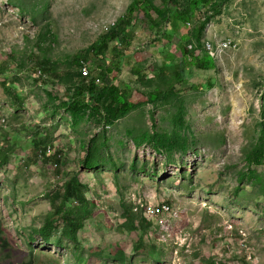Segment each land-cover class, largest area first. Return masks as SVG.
<instances>
[{"label": "rangeland", "instance_id": "1", "mask_svg": "<svg viewBox=\"0 0 264 264\" xmlns=\"http://www.w3.org/2000/svg\"><path fill=\"white\" fill-rule=\"evenodd\" d=\"M131 1L0 0V264H264V149L251 151L264 145V0L224 1L199 44L224 37L238 48L213 46L214 68L187 67L173 90L158 84L156 101L146 96L156 85L132 67L170 76L162 63L180 59L177 38L193 26L156 41L136 11L114 80L133 107L106 124L90 106L67 108L77 82L65 72ZM85 56L96 76L104 61ZM40 62L62 78L38 75ZM46 144L55 154L40 157ZM73 173L93 214L76 240L58 220L44 241L36 229L53 212L49 194ZM139 203L157 225L127 229L124 208L138 214Z\"/></svg>", "mask_w": 264, "mask_h": 264}, {"label": "trees", "instance_id": "2", "mask_svg": "<svg viewBox=\"0 0 264 264\" xmlns=\"http://www.w3.org/2000/svg\"><path fill=\"white\" fill-rule=\"evenodd\" d=\"M155 1L132 0L126 12L117 18L113 27L102 32L90 44L86 54L92 55L95 60L104 61L102 64H95L98 68L96 76H91V66L85 61L86 54L80 53L74 56V64L78 65V71L68 69L65 72L66 78L77 82L70 101L66 103L69 110L79 111L84 106H90L94 117H99L106 124H111L133 107V102L129 100L130 89L128 85L122 87L115 84L114 80L120 72V61L124 56V49L129 47L132 42L130 26L136 11H140L142 21H145L150 29L157 32L156 41H160L162 38H171L173 32L180 31L182 25L188 26V23H192L193 26L190 33H185L177 38L180 46V59L173 63L174 55L168 54L162 63L163 69L172 70L170 76L166 77L164 71L159 69L153 78L146 79L145 71L138 69L137 64L132 67V74L135 75L136 79L146 84L154 83L156 85L154 89L146 93L150 101H156L163 92L158 89V84L163 83L166 85V90H173L175 83L185 82L184 73L187 67L194 66L202 70L215 67V61L209 55L206 53L196 54L197 47L190 50L187 49L186 45L188 40L194 38L198 46H201L199 41L206 23L212 16L219 13L221 4L226 0H184V2L160 0V5L156 4ZM204 42L205 40L202 41V43ZM111 43H115V45L111 46ZM108 59L110 61H107ZM84 63H87L89 67L88 76H83L84 74L81 73V69L85 66ZM38 67L40 68L38 70L40 71L39 75H44L41 73L44 71L52 73L57 78H62L46 63L40 62ZM208 84L211 86L210 82ZM263 146L255 144L251 149L252 153L257 155L258 151L264 149ZM84 188L83 183L73 173L64 182L62 189L54 190L49 194V200L54 206L53 212L36 229L37 234L44 241H49L58 220L62 221L64 231L69 238L76 240V233L83 228L84 221L93 214L94 203L86 198ZM124 212L126 220L124 225L127 229L146 230L150 226V222L126 206ZM135 221H138L137 225H135ZM141 247H143V243L138 240L134 249L138 250Z\"/></svg>", "mask_w": 264, "mask_h": 264}, {"label": "built area", "instance_id": "3", "mask_svg": "<svg viewBox=\"0 0 264 264\" xmlns=\"http://www.w3.org/2000/svg\"><path fill=\"white\" fill-rule=\"evenodd\" d=\"M189 25V23H188ZM218 44H227V45H232L235 47V49L238 48V45L235 44L232 40H226L224 37H219L215 39H210L207 42L202 43L201 48L196 49V54H202L206 53L209 55L214 61H217L219 58L222 56L219 53H213V46L218 45ZM187 49H194V44L193 43H188L186 45ZM81 73H84L85 75H88L89 73V67L88 65H85L84 68L81 69ZM43 151H39L38 155H42ZM170 205L166 202L165 206H159L158 207V213H169L170 211ZM134 211H137L140 213L142 217H144L147 221H153L155 222V225H157L158 220H155V214H151V209H135Z\"/></svg>", "mask_w": 264, "mask_h": 264}, {"label": "clouds", "instance_id": "4", "mask_svg": "<svg viewBox=\"0 0 264 264\" xmlns=\"http://www.w3.org/2000/svg\"><path fill=\"white\" fill-rule=\"evenodd\" d=\"M187 25H188V24H187ZM215 62H216V61H215ZM37 73H38V72H37ZM38 75H39V74H38ZM83 76H84V75H83ZM85 76H88V75H85ZM48 145L50 146V144L42 145L40 149L46 150V147H47ZM50 147H51V146H50ZM40 149H39V150H40ZM39 150H38V151H39ZM52 150H53L52 153H49V154H43V155L45 156V155H53V154H55L54 149H52ZM43 155H42V156H43ZM57 157H60V154H59V153L57 154ZM136 212H137V211H136ZM138 214H140V213L138 212ZM140 216H141V215H140ZM141 217H142V216H141ZM142 218H144V217H142ZM144 219H145V218H144ZM148 222H150V225L152 224L151 221H148ZM40 238H41V237H40ZM41 239H42V238H41ZM42 240H43V239H42ZM32 261H33V257L30 258L29 262H28V263H25V264H29V263H31Z\"/></svg>", "mask_w": 264, "mask_h": 264}, {"label": "bare ground", "instance_id": "5", "mask_svg": "<svg viewBox=\"0 0 264 264\" xmlns=\"http://www.w3.org/2000/svg\"><path fill=\"white\" fill-rule=\"evenodd\" d=\"M205 42H207L206 40H205ZM85 65L87 64V63H84ZM38 72H40V71H38ZM84 74V73H83ZM3 120V119H2ZM47 151L46 150H43V149H40L39 151H43L42 152V154H49V153H52L53 151H52V148L48 145L47 147ZM51 148V149H50ZM51 151V152H50ZM50 156V155H49ZM40 157H41V155H40ZM160 203H162V204H166V203H163V202H160ZM136 205L137 204H135V207H136ZM141 205H142V207H141ZM161 205V204H160ZM139 206H140V209H146V208H150V207H144V205L143 204H141V203H139ZM164 206V205H163ZM136 209H138V208H136Z\"/></svg>", "mask_w": 264, "mask_h": 264}]
</instances>
